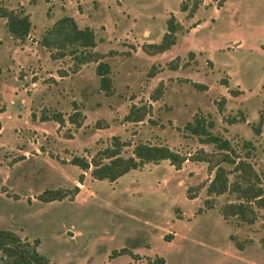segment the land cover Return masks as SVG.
<instances>
[{"label": "rangeland", "instance_id": "374dc122", "mask_svg": "<svg viewBox=\"0 0 264 264\" xmlns=\"http://www.w3.org/2000/svg\"><path fill=\"white\" fill-rule=\"evenodd\" d=\"M52 1L0 0V7L30 16L28 37L21 40L9 36L0 17V228L30 242L37 238L36 249L50 264H146V257L155 255L164 264H264V211H258L252 224L233 225L218 210L231 198L224 194L214 196L211 208L197 211L206 197L203 183L212 176L205 162L185 160L175 169L162 159L129 169L114 181L93 179L88 170L68 162L72 155L89 158L112 135L128 143L121 148L123 156L138 141L181 153L199 147L209 151L211 145L182 129L198 113L212 119V131L237 149L242 140H250L255 148L249 160L261 169L264 0H202L191 17L179 9L182 0H69L64 10ZM73 12L79 25L92 29L94 50L130 49L103 57L111 69L109 95L98 88L94 62L73 75L67 55L49 57L45 65L39 58L29 64L24 58L31 51H46L38 40L47 24ZM170 13L183 26L174 45L158 54L145 53L140 44L161 38ZM174 56L188 64L166 68ZM151 64L161 68L147 78ZM160 79L161 95L153 100ZM221 97L223 110L218 112ZM132 103L146 107L141 121L124 120ZM75 106L78 127L67 119ZM52 110L60 112L62 123L38 117ZM238 111L245 121H225ZM259 118L261 133L255 135L250 124ZM75 186L72 199L35 198L45 189ZM188 188L194 197L186 196ZM230 234L251 241L239 249ZM121 247L139 258L110 255ZM0 264L10 263L0 259Z\"/></svg>", "mask_w": 264, "mask_h": 264}, {"label": "trees", "instance_id": "16d2710c", "mask_svg": "<svg viewBox=\"0 0 264 264\" xmlns=\"http://www.w3.org/2000/svg\"><path fill=\"white\" fill-rule=\"evenodd\" d=\"M219 0H217L218 2ZM201 0H182L179 9L185 11L187 17L192 16ZM0 16L4 18V29L6 32L17 39H23L29 32L30 21L26 13L21 9H7L0 7ZM182 26L175 19L173 14H169L165 19V30L157 42H144L140 48L148 54H155L168 49L175 43V33L181 30ZM39 45L49 52V56L59 58L67 55L73 68L87 62H95V74L97 76L98 88L105 95L112 93L110 66L102 58L107 54L116 53L109 50L105 53L94 50L96 44L94 34L91 28L87 26L79 27L72 16L63 14L56 18L40 35ZM127 53V52H121ZM193 55L191 51L187 53L190 58ZM180 58L175 56L165 64L166 68L175 69L178 66ZM185 62L181 63V65ZM155 64H151L146 72L149 78L158 70ZM74 70V69H73ZM190 84L197 89H204L205 85L197 82ZM153 90L157 93L151 94V99L156 100L161 95L162 82L159 81ZM229 93L236 94L237 89L229 90ZM224 98L221 97L216 103L217 111L223 110ZM77 107H74L72 113L67 116L70 123L76 127L79 126L76 121L78 113ZM144 105L131 104L123 118L126 121H141L146 114ZM239 115L225 118L227 123L233 121H245L242 111ZM33 116V114H31ZM40 120L53 119L58 123L63 122V117L59 111H49L48 114L41 113ZM261 118L256 123H251L250 128L255 135H260ZM213 121L201 114L194 113L191 120L187 121L182 129L185 133L196 137L201 144L211 145L209 151L199 147L193 153H181L165 144H151L138 141L132 145L130 154L123 156L120 151L122 146L128 143L119 139L117 135L110 137V142L104 147L97 149L89 158L84 155H72L68 162L75 165L82 171H89L93 179H106L114 181L117 177L128 171L142 166L144 163H156L159 160L166 159L175 169L180 168L185 161H201L206 163L208 171L212 176L203 183L206 197L202 200V206L197 211L211 208L214 205V196H231L228 200L222 202L219 207V213L224 220L233 225L252 224L258 211H264V188L262 180L264 176V146L261 150L262 168L257 170L249 160L255 146L250 140H242L240 148L234 147L227 137L212 131ZM83 172L77 175V180L81 181ZM187 189L186 196L194 197ZM77 186L71 189H45L35 196L41 201L53 199L69 198L72 199L77 192ZM166 239V237H164ZM229 238L236 248L242 249L244 245L250 243L249 238L238 239L230 234ZM38 239L28 241L21 238L16 232L0 228V259L6 260L10 264H50L48 259L41 255L36 246ZM264 247V242H262ZM128 253L133 259L139 258L138 254L130 252L127 248L121 247L113 250L110 255ZM146 264H164V258L160 255L146 257Z\"/></svg>", "mask_w": 264, "mask_h": 264}, {"label": "crops", "instance_id": "0c3cea01", "mask_svg": "<svg viewBox=\"0 0 264 264\" xmlns=\"http://www.w3.org/2000/svg\"><path fill=\"white\" fill-rule=\"evenodd\" d=\"M201 2H202V0H201ZM200 2V3H201ZM199 3V4H200ZM52 4H54L53 5V7L54 6H58L61 10H64V9H67V8H69V0H53L52 1ZM53 7H52V10H53ZM28 11H26V12H24V13H26L27 15H28V13H27ZM184 12V11H183ZM63 14H66V15H70V16H72L73 17V19L75 20V22L77 23V25L79 26V27H82L81 25H79L78 24V22H77V20H79V16H76V14H75V12H73V13H63ZM63 14H61V15H63ZM75 14V15H74ZM185 14V13H184ZM60 15V16H61ZM193 15V14H192ZM1 17V16H0ZM28 17L30 18V16L28 15ZM59 17V16H58ZM58 17H56V18H58ZM191 17V16H190ZM1 18H3V17H1ZM55 18V19H56ZM4 19V18H3ZM55 19H52V20H50V22H49V24H47V25H50ZM29 21H30V19H29ZM178 21V20H177ZM3 23H4V21H3ZM179 23L181 24V22L179 21ZM181 26H182V24H181ZM4 27V26H3ZM182 28H183V26H182ZM165 30V29H164ZM164 32V31H163ZM10 36V35H9ZM27 37H28V34L26 35ZM25 36V37H26ZM12 37V36H11ZM15 38V37H14ZM24 39V38H23ZM159 41V40H158ZM142 43H144V42H142ZM141 43V44H142ZM235 43V42H234ZM140 44V45H141ZM125 45H127V44H125ZM174 44H172L171 46H173ZM170 46V47H171ZM128 47V46H127ZM169 47V48H170ZM44 48V47H43ZM129 48H131V47H129ZM168 48V49H169ZM45 49V48H44ZM167 50V49H166ZM116 53H119V52H127V53H129L130 52V49H126L125 51H117V50H114ZM165 51V50H164ZM163 52V51H162ZM103 53H105V52H103ZM159 53H161V52H159ZM148 54V53H147ZM155 54H158V53H155ZM107 55V54H106ZM149 55H154V54H149ZM49 52L48 51H44L43 53H35L34 51H31V52H28L27 54H25V57L24 58H27L26 60H27V63L29 64V63H31V62H33V63H35L36 62V60L39 58V62H41L43 65H45V64H47V62H48V60H50L49 59ZM175 57V56H174ZM174 57H172V58H174ZM194 57V56H193ZM193 57L192 58H189V61H193ZM51 58V57H50ZM171 58V59H172ZM180 58V57H179ZM55 59V58H54ZM103 59V58H102ZM181 59V58H180ZM104 60V59H103ZM170 60V59H169ZM186 62L188 61V60H185ZM167 62V61H166ZM183 62V61H182ZM182 62H178V66H177V68L178 67H181V63ZM185 62V63H186ZM88 63V62H87ZM87 63H84V64H80V65H78L74 70H73V72H72V74L73 75H79V72L81 71V69H82V67H83V65H86ZM95 63V62H94ZM187 64H188V62H187ZM157 66V65H156ZM157 68H158V70L155 72V73H157L159 70H160V68H161V66H157ZM177 68H175V69H177ZM111 70V69H110ZM111 73V72H110ZM153 76H155V74L153 75ZM153 76H151V77H153ZM151 77H149V78H151ZM59 78H65V76H63V75H59ZM159 81H161V79L159 80ZM158 81V82H159ZM157 82V83H158ZM162 82V81H161ZM31 83H35V81L33 80V81H31ZM4 110V109H3Z\"/></svg>", "mask_w": 264, "mask_h": 264}]
</instances>
